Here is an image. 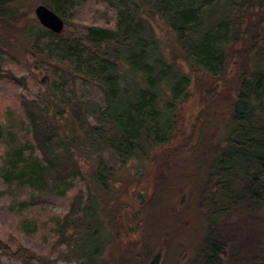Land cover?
Here are the masks:
<instances>
[{
  "label": "trees",
  "instance_id": "obj_1",
  "mask_svg": "<svg viewBox=\"0 0 264 264\" xmlns=\"http://www.w3.org/2000/svg\"><path fill=\"white\" fill-rule=\"evenodd\" d=\"M86 1L48 3L62 15L65 8L71 10ZM93 1L113 11L114 24L111 28L86 26L84 33L75 37L65 29L60 35L51 34L35 22L23 28L17 0H0V28L12 36L18 31L25 41L24 55L29 54L43 65L42 71H47L44 80L49 81L50 72L60 77L45 88V95L38 96L46 97V104L31 102L26 107L36 146L43 152L41 156L49 159L44 168L35 162L33 176L41 179L57 173L79 179L73 151H80L79 143L89 139L103 141L123 165L142 161L147 171L153 155L187 134L188 156L183 164L177 157L166 159V172L152 207L158 210L156 200L166 197L169 189L175 201L189 200L185 211L198 217L201 225L190 264H230L229 250L235 248L241 229L228 232L226 217L246 206L264 209V0ZM219 10L225 14L221 20L217 17ZM156 24L168 31L173 46L156 35ZM230 69L234 90L223 102L220 89L204 105L208 115L198 117L187 131L181 113L191 97L192 81L203 80L195 88L199 92L209 90L206 95L210 96L213 83L226 78ZM71 81L97 87L101 104L94 102L78 109L66 100L63 90ZM58 90L61 96L54 94ZM218 106L222 116L212 126L209 111L214 107L217 112ZM64 145L69 151L60 155ZM15 158H20L19 152ZM67 159L70 161L66 163ZM91 167L87 175L90 221L84 225L79 221L75 231L85 228L83 234L90 242L89 253L84 254L91 263L123 264L106 246L117 241L109 207L115 176L101 163ZM182 175L186 182L179 185ZM151 212L139 221L144 241L132 256L144 259V263L159 264L155 257L160 247L151 236L156 234L152 232L156 225L147 219ZM91 222L98 223L106 240L90 232ZM68 224L72 225L65 218L58 224V231L69 230ZM19 255L34 264H45L30 255Z\"/></svg>",
  "mask_w": 264,
  "mask_h": 264
},
{
  "label": "rangeland",
  "instance_id": "obj_2",
  "mask_svg": "<svg viewBox=\"0 0 264 264\" xmlns=\"http://www.w3.org/2000/svg\"><path fill=\"white\" fill-rule=\"evenodd\" d=\"M17 4L20 6L23 28L37 23L34 10L39 5L55 13L48 0H17ZM55 14L64 21L66 32L75 37L83 34L86 26L111 28L114 24L113 11L93 0H88L71 10L65 8L62 15ZM217 17L219 20L223 19L224 12L219 10ZM210 24H214V21ZM205 25L208 26L206 23ZM154 29L166 45L173 46V40L163 26L156 24ZM8 33L10 32L0 28V264L35 263L28 261L26 257L21 258L19 254L22 253L41 259L45 264H93L87 254H84L89 253L87 247L90 242L88 235L83 234L85 228L75 230L79 221H82L83 225L90 221L87 175L90 174L92 164L96 163L112 170L115 176L111 188L114 197L111 198L109 207L114 220L112 234L114 233L115 237L117 235V241L111 246L110 243L106 245L112 257L120 259L123 264H151L132 256V252L144 241V228L138 227L139 221L142 222L143 216L152 211L147 219L150 218L151 222L154 220L156 225L152 231H156V234L151 236L155 240L154 244L160 247L155 257H158L159 264H190L198 245L201 226L198 217L191 211H185V206L191 202L186 198L184 203L175 201L173 190L169 189L166 197L156 200V205H160L158 210L154 211L152 207L154 200L159 196L156 192L159 191L157 189L160 187L161 178L166 172V159L177 157L183 164L188 156L185 151V140L189 139L186 138L187 134L184 137L186 139L181 136L170 148L153 155L152 166L150 164L147 171H144L145 163L141 164L142 161L123 165L103 141L89 139L79 143L80 151H73L76 153L75 159L81 174L79 179L71 176L68 178L66 174L60 176L57 173L50 177L45 175L41 179L33 176L31 169L35 162L44 168L49 165V159L41 156L43 152L36 146V134L28 123L26 107L31 102L42 106L46 104V97L38 99V96L45 95V88L50 87L53 81L57 83L60 77L50 72L47 76L49 81L44 80L47 71L41 70L43 65L29 54L24 55L23 37L18 31L14 34L15 37ZM232 76L230 69L226 78L214 82L211 86L214 91L210 96L206 95L209 90L199 92L195 88L204 83L203 80L192 81L191 97L181 113V120L187 131L198 117L208 115L204 105L220 89L223 102L228 93L234 90L235 81ZM63 91L66 100H71L78 109L86 108L94 102L101 104V93L93 85L71 81ZM60 92L62 91H54V94L61 96ZM31 111L37 113L36 109ZM209 112L210 124L215 126L222 116L221 107H217V112L214 107ZM78 114H81V111ZM89 123H93L92 119H89ZM59 150L62 155L69 151V147L64 145ZM17 152L19 159L15 158ZM65 158L62 157L64 161ZM69 161L67 159L66 163ZM184 175L178 180L179 185L186 182ZM65 218L72 225H67L69 230L58 231V224ZM89 225L92 226L93 232L89 231L94 233L96 238L106 240V234L99 229L98 223L94 225L91 222ZM225 226L230 233L241 229L239 241H236L231 252L229 250L230 264H264V209H251L246 206L230 213L225 219Z\"/></svg>",
  "mask_w": 264,
  "mask_h": 264
},
{
  "label": "water",
  "instance_id": "obj_3",
  "mask_svg": "<svg viewBox=\"0 0 264 264\" xmlns=\"http://www.w3.org/2000/svg\"><path fill=\"white\" fill-rule=\"evenodd\" d=\"M34 16L39 26L54 35H60L64 31V21L43 5L34 10Z\"/></svg>",
  "mask_w": 264,
  "mask_h": 264
}]
</instances>
